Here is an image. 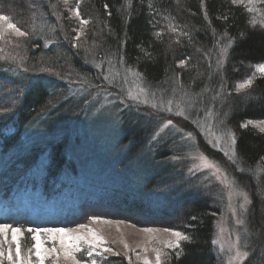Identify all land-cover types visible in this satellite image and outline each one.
Masks as SVG:
<instances>
[{"label": "trees", "instance_id": "trees-1", "mask_svg": "<svg viewBox=\"0 0 264 264\" xmlns=\"http://www.w3.org/2000/svg\"><path fill=\"white\" fill-rule=\"evenodd\" d=\"M32 3L38 17L32 15ZM64 3L73 4L72 12ZM0 16L8 17L19 29H9L0 21V43L14 42L24 56L22 71L0 62L2 89L12 87L19 92L9 122L0 118V202L9 209L0 225L10 226L0 234V264L10 261L9 251L11 262L19 259L22 264H33L36 231L86 225L95 218L125 220L187 236L178 241L179 247H166L160 264H217L213 237L218 210L209 202L184 201L172 212L155 213L127 196L82 200L68 185L75 164L67 157L66 129L74 126L81 102L61 125L58 115L70 98L63 96L52 104L53 93L75 90L71 85L94 89L100 83L97 74L107 73L108 67L122 72L120 82L130 73L146 93L176 89L191 96L206 91L216 97L212 107L216 120L233 135L236 166H241L240 171H232V177L253 184L242 187L250 198L246 220L251 236L244 264H264V212L260 211L264 207V132L257 127L264 122V73L257 70L264 65V0L251 4L248 0H0ZM53 22L57 23L54 32L49 29ZM249 79L251 85L241 89L239 85ZM134 113L140 119L145 117ZM44 117L54 123L48 129L66 128L63 134L42 146L22 147V136L34 125L43 128ZM122 117L124 122L125 113ZM166 118L183 125L177 116ZM181 127L197 139L207 158L220 163L218 155L207 153L212 150L197 131ZM130 129L119 144H130L127 156H136L145 148L149 126ZM27 195L59 204L67 200L78 205V212L60 214L51 221L33 220L13 205L15 199ZM13 228L20 229L16 240L10 233ZM79 253L81 263L130 264L119 254L86 257V249Z\"/></svg>", "mask_w": 264, "mask_h": 264}, {"label": "rangeland", "instance_id": "rangeland-1", "mask_svg": "<svg viewBox=\"0 0 264 264\" xmlns=\"http://www.w3.org/2000/svg\"><path fill=\"white\" fill-rule=\"evenodd\" d=\"M63 5L69 10L73 6ZM35 8L32 3V15L38 17ZM56 24H49L52 26L49 29L54 32ZM0 62L11 64L14 71H22L21 48L14 42L0 43ZM108 69L105 74H97L100 83L94 89L90 84L87 86L91 90L83 84L71 85L75 90L53 93L55 101L52 104L63 96L70 98L68 106L58 115L61 125L74 115L81 102V109L73 119L74 126L71 130L65 128L67 157L75 164V171L67 180L71 190L88 201L119 200L127 196L140 200L155 213L172 212L184 201L205 200L218 210L213 237L217 264H244L251 236L246 220L250 198L242 187L251 188L253 184L232 177V171H240L241 166L239 163V167L236 166L233 135L216 120L212 108L216 97L206 91L191 96L188 91L176 89L146 93L130 73L120 82L118 76L122 72L118 74L113 67ZM104 82L112 89L104 86ZM2 88L0 85V118L7 122L14 113L19 92L12 87ZM134 112L143 113L146 118L140 119ZM122 113L127 117L124 122ZM168 116L179 117L183 125L177 126L166 118ZM53 124L44 117L40 123L43 128L34 125L28 135L22 136V147L28 148L33 143L42 146L45 141L59 138L65 129H48ZM144 125L149 126L144 150L136 156H127L130 144L120 145V138L128 128L133 132ZM257 125L258 129L264 128V123ZM181 126L197 131L208 150H212L207 153L218 155L220 163L207 158L197 139ZM221 163L226 167H221ZM3 202H0V219L9 215ZM13 205L33 220L43 222L60 214L78 212V205L67 200L59 204L57 200L30 195L15 199ZM260 211L264 212V207ZM62 229L66 230L63 234L38 230L43 264H88L77 258L82 249L99 257L119 254L130 264H158L159 254L160 264L165 258L166 247L178 241L175 232L160 227H138L125 220L95 218L86 225ZM66 251L72 255L66 256ZM35 257L33 264H40ZM5 264L22 263L18 259Z\"/></svg>", "mask_w": 264, "mask_h": 264}, {"label": "snow or ice", "instance_id": "snow-or-ice-1", "mask_svg": "<svg viewBox=\"0 0 264 264\" xmlns=\"http://www.w3.org/2000/svg\"><path fill=\"white\" fill-rule=\"evenodd\" d=\"M253 2H254V0H248V3L249 4H251ZM233 3H243V0H233ZM0 21L6 22L7 23V27L9 29H14L17 32H19V29L16 28V25L15 24H12V23L8 22V17H6V16H0ZM20 34L23 35L24 33H20ZM257 70L260 71L261 73H264V65H259L257 67ZM251 83H252V81L249 79L244 84L239 85V87L240 88H244V87H247V86L251 85ZM169 123H171V122H169ZM248 123H252V122L249 121ZM262 123H264V122H262ZM260 130L262 132H264V128H261ZM8 228H10L9 225H0V233L5 232V230H7ZM11 231H12V234H13L12 235L13 240H16V234L18 232H20V229L13 228V229H11ZM28 231L29 232H33L32 229H28ZM44 231L49 232V233H61V234H63V233H65L66 230L65 229H45ZM174 235L178 238V241H179V239H183V240H187L188 239L187 236H183L179 232L174 233ZM32 239L34 241H36V243L33 245V247L36 249L35 255L39 258L40 264H43L44 257L41 255L42 243H41L40 238H39V231H36L35 232V234L32 236ZM77 239H82V237H77ZM178 241H177V243L175 245L169 244V246L170 247H173V246L174 247H179V242ZM61 242L63 243V241H61ZM54 250L55 249H53V251ZM91 254H92L91 252L88 253V255H91ZM2 255H3V253L0 252V256H2ZM65 255L66 256H71L72 254L70 252H67L66 251L65 252ZM177 255H179V253H177ZM19 256H20V246H19V243H17L16 244V257L19 258ZM7 258L10 261L13 259V256H12L11 251H9V254H8V257ZM157 262L159 264V254H157ZM93 264H95V261H93Z\"/></svg>", "mask_w": 264, "mask_h": 264}]
</instances>
